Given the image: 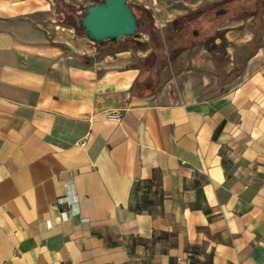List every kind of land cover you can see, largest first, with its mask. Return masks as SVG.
Returning a JSON list of instances; mask_svg holds the SVG:
<instances>
[{"label":"crops","instance_id":"1","mask_svg":"<svg viewBox=\"0 0 264 264\" xmlns=\"http://www.w3.org/2000/svg\"><path fill=\"white\" fill-rule=\"evenodd\" d=\"M60 14L0 0V264H264V42L174 65Z\"/></svg>","mask_w":264,"mask_h":264},{"label":"rangeland","instance_id":"2","mask_svg":"<svg viewBox=\"0 0 264 264\" xmlns=\"http://www.w3.org/2000/svg\"><path fill=\"white\" fill-rule=\"evenodd\" d=\"M52 1L55 11L61 13L60 22H64V19H71L67 14L77 11V14L81 15L85 7L101 0ZM248 1L250 2L248 4L242 2L234 5L229 4L228 1L216 2V0H127L139 17L140 25L134 35L143 40L142 43L136 40V46L140 49L148 47L155 49L162 55L174 59L176 62L174 65H177L179 61L176 57L182 53L184 47L206 38L205 50L214 56L218 68H221V63L226 59L230 60L225 54L234 55L235 59L242 62L249 53L264 42L262 39L264 19L259 12L264 0ZM244 4L249 10H243ZM218 8H224V12L215 14ZM204 9L205 15L201 13ZM233 12H236L240 18L228 20ZM251 12L255 14L253 19L250 17ZM230 29L242 32L246 29L251 31L253 36L249 35L251 39L248 41L243 33L235 38V34L228 33ZM134 35L118 37L120 38L118 46L134 45ZM214 39L217 41L214 42ZM193 53L194 50L184 52L187 56Z\"/></svg>","mask_w":264,"mask_h":264},{"label":"water","instance_id":"3","mask_svg":"<svg viewBox=\"0 0 264 264\" xmlns=\"http://www.w3.org/2000/svg\"><path fill=\"white\" fill-rule=\"evenodd\" d=\"M79 24L95 42L136 34V18L127 0H101L83 10Z\"/></svg>","mask_w":264,"mask_h":264},{"label":"built area","instance_id":"4","mask_svg":"<svg viewBox=\"0 0 264 264\" xmlns=\"http://www.w3.org/2000/svg\"><path fill=\"white\" fill-rule=\"evenodd\" d=\"M107 117L110 119H116L118 120L120 118V113L118 111H110L107 113ZM84 142L82 141L81 144H83ZM72 192V186L70 185L68 187V191L67 194L64 196H60L57 198L56 200V204L58 206H60V215L63 217L65 216V218H67L70 214H72V202L68 199V194Z\"/></svg>","mask_w":264,"mask_h":264},{"label":"trees","instance_id":"5","mask_svg":"<svg viewBox=\"0 0 264 264\" xmlns=\"http://www.w3.org/2000/svg\"><path fill=\"white\" fill-rule=\"evenodd\" d=\"M131 10H132V8H131ZM67 15H68V17H71V19L70 20L64 19L63 23L73 25L77 32L84 33L82 26L79 24V20L83 17V13L80 15V14H77L76 12H72V14H67ZM135 18H136V26L138 27L140 25L139 18H137V17H135ZM124 37H128V36H124Z\"/></svg>","mask_w":264,"mask_h":264}]
</instances>
